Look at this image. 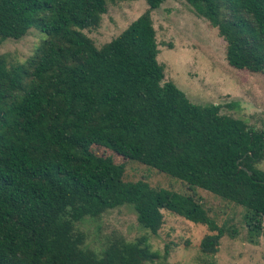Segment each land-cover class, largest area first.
I'll return each instance as SVG.
<instances>
[{
    "label": "trees",
    "instance_id": "obj_1",
    "mask_svg": "<svg viewBox=\"0 0 264 264\" xmlns=\"http://www.w3.org/2000/svg\"><path fill=\"white\" fill-rule=\"evenodd\" d=\"M117 1L132 0H0V42L44 35L26 63L0 56V264H154L145 238L84 247L77 224L123 205L153 235L163 211L205 226L199 249L214 256L235 230L198 190L240 207L251 243L264 231V129L164 80L152 12L166 0H143L147 9L96 47L85 31ZM183 1L217 29L230 67L264 74V0ZM130 163L186 191L126 180Z\"/></svg>",
    "mask_w": 264,
    "mask_h": 264
},
{
    "label": "rangeland",
    "instance_id": "obj_2",
    "mask_svg": "<svg viewBox=\"0 0 264 264\" xmlns=\"http://www.w3.org/2000/svg\"><path fill=\"white\" fill-rule=\"evenodd\" d=\"M146 9L143 0L108 3L100 25L85 34L99 48L118 36ZM152 22L159 50L157 61L164 68L165 81L173 82L194 104L219 105L220 114L242 120L249 128L264 129V74L230 67L225 58L226 44L217 29L183 0H166L152 12ZM43 38L42 33L31 29L20 40L2 41L0 56H5L10 64L26 63ZM95 151L110 154L100 148ZM258 168L264 171V160ZM140 178L155 188L186 191L178 180L140 164H126L125 179ZM197 193L214 208L219 225L229 219L227 227L235 230L232 236L220 239L214 256L203 255L199 249L201 239L208 233L205 226L163 211L164 223L153 235L137 224L136 214L129 205L78 223V230L85 235L84 247L100 253L114 238L129 242L145 238L150 251L158 254L154 264H264V231L251 243L240 207L222 202L203 190Z\"/></svg>",
    "mask_w": 264,
    "mask_h": 264
},
{
    "label": "water",
    "instance_id": "obj_3",
    "mask_svg": "<svg viewBox=\"0 0 264 264\" xmlns=\"http://www.w3.org/2000/svg\"><path fill=\"white\" fill-rule=\"evenodd\" d=\"M244 170H246L245 168H243Z\"/></svg>",
    "mask_w": 264,
    "mask_h": 264
}]
</instances>
